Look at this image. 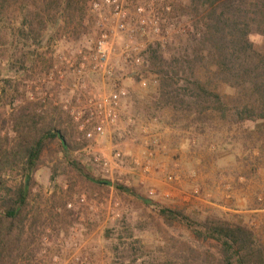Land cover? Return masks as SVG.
Wrapping results in <instances>:
<instances>
[{
	"label": "rangeland",
	"instance_id": "rangeland-1",
	"mask_svg": "<svg viewBox=\"0 0 264 264\" xmlns=\"http://www.w3.org/2000/svg\"><path fill=\"white\" fill-rule=\"evenodd\" d=\"M58 1L48 0L54 11L46 14L39 40L17 33L25 19L20 13L9 11L3 21L0 146L9 149L14 144V110L41 103L39 112L48 113L58 128L84 145L73 155L84 164L91 182L78 176L64 160L59 142L53 143L30 183L24 234L28 247L7 264H200L210 245L183 225H166L159 207L182 211L192 219L214 216L243 224L264 244L263 124L238 126L232 114L223 118L209 103L190 110L193 101L184 97L190 88L187 75L181 71L174 85L164 89L157 68L150 59L145 63L148 47L164 57L182 47L199 19L191 0H74L73 12L65 1L67 11L59 9ZM37 3L47 6L42 0ZM102 37L113 76L93 70L91 57ZM251 40L260 50L263 39ZM136 74L139 79L133 78ZM82 79L95 95H109L117 80L128 92L118 126L96 144L83 139L62 109L66 99L73 102L77 97ZM164 90L171 97L179 95L185 104L175 97L168 101ZM44 94L51 95L46 104ZM226 103L232 107L230 100ZM204 107L207 110L195 121V112ZM154 139L158 146L152 145ZM88 148L112 162L118 150L124 155L120 168L114 164L113 176L104 175L90 163ZM149 152L151 164L144 172L134 162L145 164ZM170 176L176 180L169 181ZM22 179L20 168L3 169L0 200ZM92 180L110 186L102 188ZM117 185L131 193H121ZM150 191L156 194L150 196Z\"/></svg>",
	"mask_w": 264,
	"mask_h": 264
},
{
	"label": "trees",
	"instance_id": "trees-1",
	"mask_svg": "<svg viewBox=\"0 0 264 264\" xmlns=\"http://www.w3.org/2000/svg\"><path fill=\"white\" fill-rule=\"evenodd\" d=\"M8 1L0 0V32L9 11L20 13L25 19L17 33H27L28 38L31 36L39 40L46 25V14L50 16L54 11L52 4L48 6V0H42L47 6L41 8L38 0H11L12 5ZM63 1L68 10L73 12L77 8L74 0H59V9H62ZM66 8L63 7L65 12ZM190 8L199 19L186 34L182 47L168 57L162 56V51L148 47L144 54L145 63L150 59L152 66L157 68L164 81V89L174 85L181 71L187 75L186 83L190 88L184 90V97L193 101L188 107L190 110L195 108L192 105L202 107L201 104H213L214 111L223 118L226 113L232 114L238 126L260 123L263 130L264 0H191ZM254 36L263 39L260 50L251 40ZM3 53L0 50V74ZM196 65L203 68L202 72ZM138 75L133 78L139 79ZM163 94L168 101L172 102L175 97L178 104H185L179 100V95L171 97L170 92L165 90ZM227 100H230L231 108ZM39 107L41 103H32L14 110L10 116L14 144L9 149L0 146V176L5 168H20L23 177L21 183L14 189H7L0 200V264H7L9 259L16 261L28 247L24 234L31 209L30 183L43 165L44 152L53 143L59 142L64 160L78 176L91 182L84 164L73 155L80 152L84 145L74 135L58 128L48 113L39 112ZM206 110L204 107L195 112L194 120L201 118ZM92 182L102 188L110 186L108 182ZM117 189L121 193H131L124 185H117ZM157 211L166 225H183L198 240L210 245L204 251L200 264H264V244L250 227L214 216L192 219L182 211L166 207H159Z\"/></svg>",
	"mask_w": 264,
	"mask_h": 264
},
{
	"label": "built area",
	"instance_id": "built-area-1",
	"mask_svg": "<svg viewBox=\"0 0 264 264\" xmlns=\"http://www.w3.org/2000/svg\"><path fill=\"white\" fill-rule=\"evenodd\" d=\"M108 56L107 42L105 37H102V39L97 43L95 54L91 57L93 70H105L109 76H113L112 70L107 68L109 61ZM136 62L139 64L140 60L138 59ZM81 68H84V62ZM78 74L81 75L80 70L78 71ZM48 80L52 81V76H49ZM141 84L144 87L146 86L145 82H142ZM113 87L114 89L109 95H95L94 93L88 91L85 79H82L79 88L80 92L74 101L71 102V100L66 99L63 102V111L72 117L79 134H81L83 139L89 144L102 142L105 139L108 130L117 127L120 122V110L122 108V103L128 98V92L122 87V85H120V80H117ZM47 97L51 98V95L47 96V94H44V98L42 99L43 104L47 103ZM128 122L132 123L131 120H128ZM143 132L147 133L145 131ZM152 145L158 146L159 140L154 139L152 141ZM88 151L91 155L89 157L92 158H89L90 163L99 168L104 175L108 176H113L114 164L116 169L120 168L122 158L124 157V155L117 150L113 156L114 162H112L108 161L102 155L94 153V150L91 148H88ZM151 158L152 153L149 152L148 159L145 161V164H140L137 161H135L134 164L143 168L144 172H148L151 164ZM168 180L173 181L176 180V178L174 179L173 176H170ZM155 194L156 192L154 191H150L149 193L150 196Z\"/></svg>",
	"mask_w": 264,
	"mask_h": 264
},
{
	"label": "crops",
	"instance_id": "crops-1",
	"mask_svg": "<svg viewBox=\"0 0 264 264\" xmlns=\"http://www.w3.org/2000/svg\"><path fill=\"white\" fill-rule=\"evenodd\" d=\"M105 151H106V149H103V152H104L103 154L106 155L107 153H106ZM166 159H169V158H166ZM166 159H164V160H166ZM175 191H176V190H175Z\"/></svg>",
	"mask_w": 264,
	"mask_h": 264
}]
</instances>
